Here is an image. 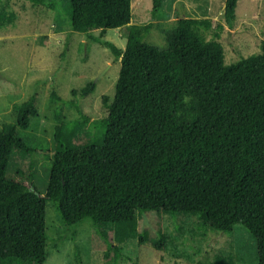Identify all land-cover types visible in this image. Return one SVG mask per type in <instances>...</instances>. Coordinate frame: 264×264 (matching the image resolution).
<instances>
[{
    "label": "trees",
    "instance_id": "trees-1",
    "mask_svg": "<svg viewBox=\"0 0 264 264\" xmlns=\"http://www.w3.org/2000/svg\"><path fill=\"white\" fill-rule=\"evenodd\" d=\"M237 1H224L228 26ZM68 3L71 30L107 47L120 63L112 101L101 97L105 131L98 144L72 146L63 143L58 124L41 195L31 182L6 177L12 149L27 150L16 127L27 128L38 113L34 96L13 104L15 123L0 129V264H44L47 200L67 226L85 219L109 226L104 257L114 264L120 257L114 242L134 238L136 213L149 211L197 215L223 233L239 225L264 264V40L259 54L225 65L219 21L180 18L163 32L160 48L144 40L153 22L129 24L131 0ZM160 7L152 0L153 18ZM14 20L13 12L0 13V29ZM123 26V49L102 39ZM212 29L214 39L205 40L200 30ZM93 88L88 82L79 95ZM63 102L82 114L73 100ZM151 243L161 249L164 235Z\"/></svg>",
    "mask_w": 264,
    "mask_h": 264
},
{
    "label": "rangeland",
    "instance_id": "rangeland-1",
    "mask_svg": "<svg viewBox=\"0 0 264 264\" xmlns=\"http://www.w3.org/2000/svg\"><path fill=\"white\" fill-rule=\"evenodd\" d=\"M225 0H161L160 10L152 16V0H131L129 24L153 22L145 41L165 47L164 33L183 17L210 18L223 24L220 38L225 65L261 52L264 40V0H238L235 20L223 21ZM68 0H0V13L13 12L14 22L0 29V129L15 123L14 103L34 96L37 115L29 118L27 128L16 127L17 136L27 150L14 148L6 177L31 182L43 195L57 142L55 127L62 124L64 144L83 146L101 142L107 109L101 102L113 99L119 61L110 50L92 41L87 34L71 30ZM214 29L200 30L205 40L214 39ZM126 27L109 29L103 40L123 49ZM98 36L99 30L89 33ZM88 82L93 91L80 96ZM76 90L72 94L71 90ZM62 100H57L54 97ZM64 101L73 100L76 108ZM134 238L120 247L117 264H257L256 244L248 232L235 225L230 233L208 228L197 215L137 212ZM103 224L85 219L76 226L65 225L52 201L45 204L47 257L44 264H114L106 259ZM164 235L161 249L152 245ZM140 236L144 241H140ZM78 256V258H77ZM79 260V261H78Z\"/></svg>",
    "mask_w": 264,
    "mask_h": 264
}]
</instances>
